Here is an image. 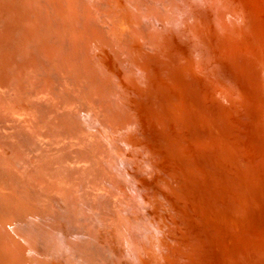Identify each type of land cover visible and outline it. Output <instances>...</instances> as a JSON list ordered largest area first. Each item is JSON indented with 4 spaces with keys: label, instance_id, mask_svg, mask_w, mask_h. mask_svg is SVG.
Wrapping results in <instances>:
<instances>
[{
    "label": "water",
    "instance_id": "1",
    "mask_svg": "<svg viewBox=\"0 0 264 264\" xmlns=\"http://www.w3.org/2000/svg\"><path fill=\"white\" fill-rule=\"evenodd\" d=\"M0 264H264V0H0Z\"/></svg>",
    "mask_w": 264,
    "mask_h": 264
}]
</instances>
